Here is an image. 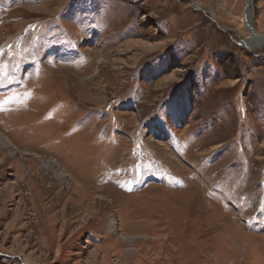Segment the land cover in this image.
Listing matches in <instances>:
<instances>
[{"label":"rangeland","instance_id":"rangeland-1","mask_svg":"<svg viewBox=\"0 0 264 264\" xmlns=\"http://www.w3.org/2000/svg\"><path fill=\"white\" fill-rule=\"evenodd\" d=\"M0 141V264H264V0H0Z\"/></svg>","mask_w":264,"mask_h":264},{"label":"bare ground","instance_id":"bare-ground-1","mask_svg":"<svg viewBox=\"0 0 264 264\" xmlns=\"http://www.w3.org/2000/svg\"><path fill=\"white\" fill-rule=\"evenodd\" d=\"M248 11H249V10H248ZM256 40H257V38H256ZM252 44H254V42H252ZM0 146H1L2 148H5V149H6V148L9 147V144H7L6 142H3V141L1 142V141H0ZM3 155H4V154H3ZM12 156H13V155H12ZM48 163H49L48 161L45 162V164H48ZM68 174H69V173H68ZM60 175H61V174H60ZM69 176H71V175H69ZM59 177L62 178L63 176H59ZM61 178H60V179H61ZM69 178H70V177H69ZM51 180H52V179H51ZM53 184H54V183H53Z\"/></svg>","mask_w":264,"mask_h":264}]
</instances>
